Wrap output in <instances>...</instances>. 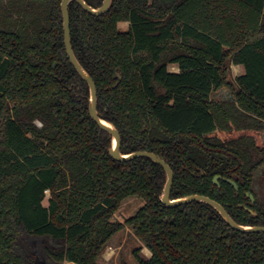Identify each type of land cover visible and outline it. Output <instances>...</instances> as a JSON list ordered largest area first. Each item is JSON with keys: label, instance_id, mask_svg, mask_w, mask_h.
I'll list each match as a JSON object with an SVG mask.
<instances>
[{"label": "trees", "instance_id": "1", "mask_svg": "<svg viewBox=\"0 0 264 264\" xmlns=\"http://www.w3.org/2000/svg\"><path fill=\"white\" fill-rule=\"evenodd\" d=\"M61 2L0 0V264H97L125 226L152 252L136 249L138 264H264V232L235 229L203 202L166 207L160 164L110 155L111 135L91 118L89 85L66 53ZM69 14L75 55L121 152L161 156L172 199L205 195L236 222L264 225L255 176L264 146L212 135L264 130V0H112L101 15L72 0ZM229 59L242 68L239 87L216 101ZM131 196L145 204L112 221Z\"/></svg>", "mask_w": 264, "mask_h": 264}, {"label": "water", "instance_id": "2", "mask_svg": "<svg viewBox=\"0 0 264 264\" xmlns=\"http://www.w3.org/2000/svg\"><path fill=\"white\" fill-rule=\"evenodd\" d=\"M71 1L72 0H62L61 2L66 53H67L68 58L70 59V62L72 63V65L74 66L78 74L89 85V91H90L89 112H90L91 118L96 122V124L100 128L107 131L111 135V144L109 147L110 155L118 161H129L137 157H146L160 164L163 167L165 171V175H166L165 185L162 190L160 199L166 207H175L177 205L184 204V203H190L192 201L203 202V203L209 204L212 207H214L221 214L223 219L231 227L235 229H238L244 232H264V225H244V224L236 222L222 204H220L219 202H217L216 200L208 196L201 195V194H192V195H185V196L172 199L170 195H171V189L173 186L174 172L171 166L161 156H159L155 152L147 151V150H138V151H133L129 153L121 152L120 132L112 122L102 118L99 115L98 109H97V88H96L95 81L93 80L92 76L84 69L82 64L79 62L78 58L75 55V51L73 49L71 31H70V14H69V3ZM75 1H77L80 4V6L83 7V9H85L86 11H88L89 13L93 15H101V14L106 13L109 10L111 3H112V0H104L102 5L99 8H94L91 5L87 4L85 0H75ZM243 135H250V134L246 133ZM220 178H221V175H216L214 178V182L218 183ZM225 180L233 184L236 191H239L238 184L234 180H232L231 178H225ZM251 198L252 200L254 199V197L252 196ZM44 264H47V263L44 262Z\"/></svg>", "mask_w": 264, "mask_h": 264}, {"label": "rangeland", "instance_id": "3", "mask_svg": "<svg viewBox=\"0 0 264 264\" xmlns=\"http://www.w3.org/2000/svg\"><path fill=\"white\" fill-rule=\"evenodd\" d=\"M119 27L122 29H127L129 27V22L124 21L119 23ZM148 55H145L147 58ZM56 65V64H55ZM227 66V74L226 81L227 84L216 90L212 94V99L216 101H227V99L232 97L233 92L238 90L237 78L242 74V68L239 65L234 64L230 59L226 62ZM170 71H179L177 65H170ZM37 124L41 127L42 122L40 120H36ZM250 134L253 136L258 145L264 146V130L256 131V130H245V131H236L233 130L231 132H222L216 130L212 133V135H217L222 138H234L240 135ZM258 172L256 178L260 183V196L264 199V166ZM263 175V178L260 177ZM50 194V191L47 192ZM145 204V200L142 197L131 196L123 200L119 209L112 216V221H120L125 222L126 219L132 217L136 214V212ZM140 250V254L148 259L152 256V252L147 247L146 242L136 236L134 229L132 226H125L118 233H116L111 239L105 244L102 248L100 255L97 258V264H138L136 260L135 250ZM47 264H52L50 262H45ZM63 264H77L73 262H64Z\"/></svg>", "mask_w": 264, "mask_h": 264}, {"label": "flooded vegetation", "instance_id": "4", "mask_svg": "<svg viewBox=\"0 0 264 264\" xmlns=\"http://www.w3.org/2000/svg\"><path fill=\"white\" fill-rule=\"evenodd\" d=\"M260 146V145H259ZM255 176H257L256 174H255ZM220 180V179H219ZM248 195L251 197H254V195L253 194H251V193H248ZM254 201H255V197H254V199L252 200V198H251V204H253L254 203Z\"/></svg>", "mask_w": 264, "mask_h": 264}]
</instances>
